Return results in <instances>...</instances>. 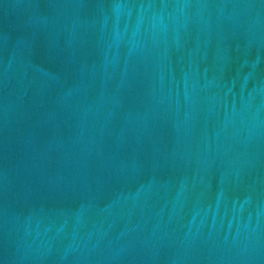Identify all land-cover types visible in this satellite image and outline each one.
Returning a JSON list of instances; mask_svg holds the SVG:
<instances>
[{"label": "water", "instance_id": "water-1", "mask_svg": "<svg viewBox=\"0 0 264 264\" xmlns=\"http://www.w3.org/2000/svg\"><path fill=\"white\" fill-rule=\"evenodd\" d=\"M0 264H264V0H0Z\"/></svg>", "mask_w": 264, "mask_h": 264}]
</instances>
